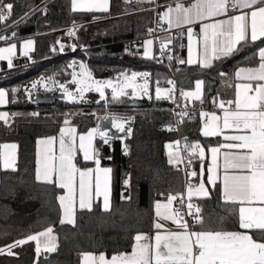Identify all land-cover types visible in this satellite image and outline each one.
I'll return each mask as SVG.
<instances>
[{
    "label": "trees",
    "instance_id": "1",
    "mask_svg": "<svg viewBox=\"0 0 264 264\" xmlns=\"http://www.w3.org/2000/svg\"><path fill=\"white\" fill-rule=\"evenodd\" d=\"M41 1L1 0L5 4L11 3L13 9L11 16L0 22V28ZM169 1L172 0H159L161 3ZM111 2L110 11L101 14L109 15L108 18L83 24L93 15L72 11L69 0H51L5 33L17 39L34 37L36 47L30 55L33 64L25 69L26 72L0 83V88L7 90L10 110L7 123L0 122V140L15 142L18 147L15 170L0 171V249H4V253L0 254V264H80L85 252L113 255L127 251L133 245L135 235L153 229L155 203L183 190V174L169 163L166 150V144L175 142L177 138L174 117L169 110L170 102L169 99H156L155 94L157 86L168 87L167 81L172 72L156 55L151 58L129 55L122 43L145 34L153 24L154 11L145 8L148 4L142 8L128 0ZM137 8L141 9L134 11ZM72 24L78 25L79 42L88 47L87 63L94 75L109 77L114 71L125 68L147 70L151 74L149 107L129 108L130 98L121 96L113 101L112 97H108L110 111L133 116L131 134L125 142L127 152L124 155L120 140L109 144L108 157L112 169L110 209L105 211L97 202L91 211L77 209L74 225L60 223L61 209L57 197L62 189L36 180V143L40 138L55 135L66 120L79 131L94 127L93 109L97 106L85 102L66 103L61 99H55L50 104L31 103L20 88L21 84L40 75L56 73L67 78L71 72L70 59H84L81 54H60L53 49L63 28ZM262 45L264 38L238 45V51L214 60L209 68L179 63L182 49L174 46L171 54L177 66L178 82L185 90L191 88L196 79H201L202 102L192 104L214 109L217 100L228 98L232 93L233 70L238 65L255 63L256 51ZM13 89L16 91L13 92ZM35 110L37 115H32ZM200 125L199 113L180 116L178 131L186 143L195 140L204 144L215 142L216 138L201 137ZM96 142L98 147L103 146L100 139L96 138ZM123 160L129 168L125 177ZM191 163L196 169L198 160L192 158ZM193 179L197 180V177ZM125 180L128 181L126 186ZM194 203L201 209L204 224L193 223V229L240 230L238 203H226L218 185L211 189L208 197L199 198ZM48 227H52L56 237V251L47 255L42 251L37 256L35 242L30 241L13 248L14 255L7 254V245ZM252 234L255 239H262L259 233Z\"/></svg>",
    "mask_w": 264,
    "mask_h": 264
},
{
    "label": "snow or ice",
    "instance_id": "2",
    "mask_svg": "<svg viewBox=\"0 0 264 264\" xmlns=\"http://www.w3.org/2000/svg\"><path fill=\"white\" fill-rule=\"evenodd\" d=\"M152 2V0H148ZM72 10L81 12L109 11L110 0H71ZM239 10L238 15H229V9ZM11 3L0 2V22L5 21L12 14ZM247 9L248 11H243ZM160 22H166L168 28H187L188 36V59L179 60V63H198L202 68H209L214 60L222 56H228L238 51V45L255 42L264 38V0H192L188 6L182 0H176L175 6H168L163 13L158 14ZM219 16H227L224 20H215L213 23H201V37L198 40L196 55L193 58V36L194 32L190 25L197 22L213 19ZM250 18V24H249ZM154 30L149 29V34ZM70 36L74 35L69 31ZM15 35V34H13ZM6 39L0 36V40ZM171 38L161 41V53L170 44ZM154 41L149 39L143 44V55L151 58V46ZM33 41H25L22 48L23 54L31 50ZM63 47V46H61ZM16 45L11 44L6 48H0V60L7 59L9 67L12 66V55L15 53ZM259 64L254 68H240L235 77L246 81L235 85V100L220 102L218 107L222 110V116L216 113L201 112L203 127L201 134L205 137L221 135L225 129L242 130L245 134L224 135L227 143L216 147H210L207 151L211 153V161L207 167V184L215 186L220 181V157H223L224 175L222 177V196L226 203H238L239 228L245 231L225 230H200L195 231L192 225L185 220V215L193 217V223L203 226L199 206L192 203L193 197H208L209 189L201 180L198 185L189 183L186 189L187 212L181 213L179 208L173 207V202L179 200L183 207L185 205L184 194L166 197L167 202H156L154 205L155 215L154 228L157 230L154 243L145 234L135 235L131 253H118L110 259L101 253L94 255L82 254V264H264V48L259 49ZM171 59V57H169ZM71 66V65H70ZM80 67V79L73 73L72 83L77 85V91L81 98L86 91H96L101 99L105 98V88H111L112 100L117 101L120 96L126 95L125 88H132V95H136L137 86L134 84L137 77L144 78L145 82L139 85L140 90L147 94L148 73L132 72L131 76L125 73L123 86H114L112 80H93L92 74L83 63ZM223 75V73H221ZM40 81L33 82L32 88H36ZM171 88H156V99H172L175 91V82L168 80ZM203 81L197 80L194 91H180V96L185 100L202 102ZM63 87V85H61ZM69 100H74L72 92L64 89ZM16 90L13 89V92ZM7 93L0 89V105L7 103ZM188 113L181 112V116ZM16 115V114H12ZM32 115H37L32 113ZM8 113H0V120L7 123ZM109 120L112 128L118 132L131 134V128H126L128 121L112 115L104 117ZM69 122L66 120L65 124ZM169 130H172L169 128ZM99 137L104 144H108L113 138L108 131L99 126L90 129L86 134L79 135V150L83 153L85 161H93L95 169H80L73 162L75 157L76 129L62 127L60 129V154L59 157L49 154L46 149L43 164L41 165L38 149L36 180L47 184H54L63 189L64 194L57 197L61 209L60 223L75 224V201H76V177L79 176V208L81 210H92L93 194L98 198L103 196V209H110V173L109 168H100L99 151L94 147L93 141ZM55 138H47L37 141V144L51 145ZM179 144V142H176ZM171 148L172 145H166ZM17 145H0V163L4 169L15 170V150ZM191 149L189 162L196 155L201 161L205 159V149L197 142L186 145L185 151ZM221 149L228 151L221 152ZM125 152L127 149L125 148ZM181 157L179 153H169V163L179 164ZM230 170H240L241 174H230ZM246 170V171H245ZM95 173V185L93 193L92 176ZM196 177L193 171L189 174ZM200 175H204L203 166ZM103 177V181H101ZM125 184L128 181L125 180ZM171 221L176 225V230L167 229L160 221ZM252 233H259L261 240L254 238ZM30 241L35 242L37 256L41 252L51 253L56 251V237L53 235L52 227L29 235L25 239L17 240L7 245V254L14 255L12 249L24 245ZM4 249H0V254Z\"/></svg>",
    "mask_w": 264,
    "mask_h": 264
},
{
    "label": "crops",
    "instance_id": "3",
    "mask_svg": "<svg viewBox=\"0 0 264 264\" xmlns=\"http://www.w3.org/2000/svg\"><path fill=\"white\" fill-rule=\"evenodd\" d=\"M129 1H131L134 5H139V7L146 6V4H148V6H146L145 8H148V9L153 10V11H154V9L152 8V6L156 2H159V0H152V2H148V0H128V2ZM69 2H70V8L72 10L71 0H69ZM175 2H176V0H172V1H169L167 3H161V2H159L160 3V7L158 8V13L159 14L160 13H163L168 6L174 7L175 6ZM182 2L185 4V6H188L189 4L192 3V0H182ZM111 4H112V2L110 0L109 11L111 9ZM142 8H144V7H142ZM139 9H141V8L134 9V11L139 10ZM243 11L246 12L248 10L247 9H244ZM74 12H77V13H86V14H92L93 15L92 18H90L88 20H85V22L83 24H86V23H89V22L103 21V20H105L106 18L109 17V15H104V16L101 15V14H103L101 12H81V11H74ZM108 12H106V13H108ZM238 14H240V12L239 13H236V14H229V15H238ZM227 18H228L227 16H219V17H215L213 19L205 20V21H202V22H197L195 24L190 25V27H192L193 32H194L193 41H192L193 58L194 59H198V57L196 55V50H197V47H198V40L201 37V23H213V22H215V20H224V19H227ZM249 24H250V18H249ZM166 25H167V23H166ZM167 27H168V25H167ZM188 27H189V25H185L182 28H179L180 29L179 32L173 36V41L168 45L169 51H171L174 46L182 49V57H181V60H184V61H187L188 56H189V53H188L189 41H188V36H187V28ZM173 28H176V27H173ZM1 36H5L6 39L0 40V48H6V47H8L11 44H15L16 45L15 53L11 57L12 60L15 57H19V56H22V55H27V56L30 57L31 53L35 50L36 41H35V38L34 37L28 36V37H24V38L17 39L15 37H12L11 34H9V35L3 34ZM10 37H12V38L10 39ZM29 39H31L33 41L32 48H31V50H28L27 51V54H23L25 50L22 48V45H23V43L25 41H27ZM249 41H250V39H249ZM260 48H264V45H262L261 47H259L258 50L256 51L257 61L255 63H253V64H246V65L245 64L238 65L233 70L232 75H231V78H232V81H233L232 82V93L228 97L230 100L234 101L235 98H236L235 97V92H236L235 85L237 83H241L242 84V83H245L246 82V81L238 80L235 77L236 71L238 69H240V68H254V67H257L258 64H259V55H258V53H259V49ZM152 55H156V51H155V48H154V44H153V53H152ZM78 58H80V57H78ZM80 59L83 60V58H80ZM7 64H8L7 59L0 60V71ZM183 64H187V65H199L198 63H194V64L183 63ZM197 80L202 81L201 79H196L194 81L193 86L191 88H188V91H192V90L195 89V84H196V81ZM0 89H3L7 93V90L5 88H2L1 87ZM161 89H168V87L161 88ZM155 94H156V89H155ZM202 94H203V86H202ZM6 99H7V103H5L3 105H0V113H8V114H10V110L8 108V104H9L8 93H7ZM26 100L28 101L27 98H26ZM222 100L223 99H219V100L216 101L215 104H216V107L217 108L210 109V110H207V111H202V112H206V113H209V114L216 113L217 115H221L222 116V110L218 107L219 103L222 102ZM187 101L190 102V103L196 102L195 100H190V99L187 100ZM95 104H96V102H95ZM231 107H234V105H232ZM1 121H4V120H0V122ZM62 127H72V128H75L76 129L75 157H74V161H73L76 164V166L78 168L82 169V170L88 169V168L95 169L96 168V165H95V163L93 161H85L83 159V153L79 150V135L86 134L90 129L96 128V125L94 127H91L89 129L85 130V131H79L77 129V127L75 125H73V124H64V125H62L59 128V130L57 131V133L55 135H50V136H46V137H43V138L38 139V141H39V140H44V139H47V138H55L54 141H53V143L51 145H47V146L46 145H43V144L38 145L36 143V169H37V159H38L37 153H38V149H39V153H40L41 165L43 164L44 153H45V150L46 149L49 150V154L50 155L59 157V154H60V143H59V141H60V129ZM202 127H203V118L201 117V125H200V129L199 130H200L201 137H205V136H203L201 134V128ZM238 134H245V133L242 130L225 129L224 132L221 135H219V136L205 137V138H216L215 142H213V143L204 144L200 140H195V141L190 142L189 145H192V144H195V143L198 142L205 149V159H204V161H201L198 155H196L195 157H193V159L198 160V164L196 166V169H194L192 167L194 169L193 171H195L198 174L196 176L197 177V180H196V182H195L194 185H198L201 182V180H203L205 182L206 187L209 189V194H210L211 189L213 187H215L216 185H218L219 193H220L221 197L223 198V196H222V183L220 182V181H222V177L224 175L223 157L222 156L220 157V165H221L220 166V169H219L220 181H218L215 186L208 185L207 184V167H208V165H209V163L211 161V153L208 152L207 150L210 147H216V146H219L221 144L227 143V141L224 140V135H238ZM5 144H15V145H17L15 142H4V141H1L0 140V145H5ZM93 144H94V147L99 151V157L98 158L100 160V165H99L100 168L101 169H103V168H109V169H111L110 168V163H109L110 162V158L108 156L104 159V161H101V159L103 160V158H101V156H100L101 153H102V150H103V146L101 145L100 147H98L97 142H96V139H94ZM102 144H104V143H102ZM173 146L174 145H172V147ZM174 150H175V148H174ZM2 151H6V150L5 149H0V152H2ZM225 151H228V149H221V152H225ZM167 153L169 155V153H171V151L168 152V150H167ZM17 154H18V147L15 150V158H16L15 167L17 165ZM186 154L188 155V151H187ZM189 154H191V152H189ZM202 166H203V169H204V175L203 176L200 175ZM2 169H4V168H3L2 163H0V171ZM35 174H36V171H35ZM230 174H241V173H240V170H230ZM101 181H103V177H101ZM92 182H93V193H94L95 173H93ZM76 189H77V191H76V201H75V212H76L77 209H80L79 208V199H78V190H79V176L78 175L76 177ZM111 189H112V169H111V173H110V201H111ZM63 194H64V190L62 189V192H61L60 195H63ZM199 198H203V197H199ZM199 198L198 197H193L192 203H194ZM95 202H97L99 204V206L103 209V196H100V197L97 198L93 194V204ZM157 202L166 203L167 200L164 199V200L157 201ZM172 206L174 207V202H173V205ZM239 207H240V205L238 204V210H239ZM154 212H155V208H154ZM157 219L158 218L156 217V215L154 213V217H153V229L151 231H147V232L141 233V234H145L146 236H148L150 238V241L152 243H154V237H155L156 231H157L154 228V221H156ZM160 222L165 225V228L172 229V230H176V225L173 224L171 221H163V220H161ZM193 230L200 231V230H196V229H193ZM229 231H245V230L240 229V230H229ZM131 251H132V246H131V248L129 250L124 251V252H119V253H131ZM86 253H90V254H94V255H99V254L103 253L106 256V258H108V259H110L113 255H115V254L108 255L105 252H85L84 254H86ZM80 264H82V256H81V259H80Z\"/></svg>",
    "mask_w": 264,
    "mask_h": 264
},
{
    "label": "built area",
    "instance_id": "4",
    "mask_svg": "<svg viewBox=\"0 0 264 264\" xmlns=\"http://www.w3.org/2000/svg\"><path fill=\"white\" fill-rule=\"evenodd\" d=\"M159 7H160L159 2H156L152 6V8L154 9V18H153V24L149 29H153L154 31L151 34H149V29H148L145 34L124 40V41H122V43H124L125 48H126L127 52L129 53V55L135 56V57H145L143 55V51H144L143 44L146 40H149V39L153 40L157 59L160 62H163L164 64H166L172 72V75H171L169 80H172L175 82V91L173 93L172 99H169V102H170L169 110L173 114L174 122H175L174 125H175V129L177 131V138H176L175 142H179V144H176L173 147L175 149H178L182 155L180 163L176 164L174 168H175V170H180L182 172L183 180H184L183 190L181 192L175 193L174 195L184 194V199H185V205L183 207L179 203V200L174 201V207L179 208L181 210V213L183 214V213L187 212L186 188H187V185L189 184V179L191 177L189 174L191 173L190 170L192 168V163H191V161L189 162L188 155L186 154V151H185L184 144L186 142L184 141L183 136L180 135V133L178 131V123H179V118L181 116L180 113L186 112V113H188L187 115H195L196 113H200L202 111H207L209 109H207L201 105H193L192 103L188 102L187 100H184L180 96V91L183 90V88L178 82L177 66H176L175 61L172 59L171 51H169L168 46L164 50L163 53H161V51H160V47H161L160 42L165 40V38H171V41H173V36L175 34H177L180 29L179 28H170L169 29L165 22L159 21V16H158V14H159L158 8ZM239 12H240L239 10H233L230 8L228 14H236ZM77 28H78L77 24H72V25H69V26L63 28L62 32L59 34L57 41H56V51L60 54H81V55H83L84 59L82 60V63L85 64L87 66L88 71L91 72V70L89 69L88 63H87L88 47L84 46L83 44H81L79 42L78 36H77ZM70 30L73 31L75 34L70 36L68 34ZM61 46H63V47H61ZM169 57H171V59H169ZM32 64H33L32 60L27 55L15 57L12 60V66L11 67H9V65L7 64V65H5V67H3L1 69L0 78L7 77L8 75H10L16 71L24 70V69L30 67ZM132 72H135V71L133 70V71H130V73H129V71L126 68L125 70H122V71L115 73V77H119L120 79L123 80L124 77H122L120 75L121 73H125L127 76H131ZM145 72H147V71H145ZM145 72L141 71V72H137V73H145ZM91 74H92V78L95 80H105V78H104L105 76H101V77L96 76L95 77L92 72H91ZM139 78H141V77H139ZM40 81H43V83H38L36 88H32L33 82H36V81L31 80L29 82L21 84L20 88L23 90V93H24L25 97L28 99V102L35 103L34 100L32 99V96H33V94L38 93V92L46 93V92L58 91V92H61L63 96L66 95V92L64 89L65 88L68 89V87H67L65 82L59 81L58 83L54 84L53 86H49V85H46L47 81L43 77V75L40 77ZM141 83L143 84L144 81H141ZM61 85H64V86L61 87ZM171 87H172V85L168 84V88H171ZM47 89H49V91H47ZM139 98L151 99L150 96L139 97ZM84 100H88V99H86V97L81 98L80 102H84ZM182 100H183V102H182ZM227 101H230V99L224 98L222 100V102H225L226 108L231 107L232 105L231 106L228 105ZM97 103H100L101 106H103L104 114L97 119L96 127L99 126L103 130V126H101L99 124L100 119H103L106 116L110 117L109 116L110 110L106 105V96L104 99H101V97L99 96V98L96 101V105L98 106ZM215 108H217V107L215 106ZM36 112H37V110L34 111V113H36ZM125 119H126V121H128V123L126 124L125 127L131 128V130H132L133 118L132 119L130 118L129 120H127L128 118H125ZM103 120H105V119H103ZM129 137H130V135H128L126 133L125 138L123 140L121 139V143L123 142L125 144L126 139H128ZM97 138L99 139V137H97ZM117 139H119V138L113 137L109 141L108 144H110L112 141L117 140ZM124 144H122V149H123V153L126 154V152H125L126 145H124ZM193 204L196 205L195 203H193ZM184 218L191 225L193 224V217L192 216L185 215Z\"/></svg>",
    "mask_w": 264,
    "mask_h": 264
},
{
    "label": "rangeland",
    "instance_id": "5",
    "mask_svg": "<svg viewBox=\"0 0 264 264\" xmlns=\"http://www.w3.org/2000/svg\"><path fill=\"white\" fill-rule=\"evenodd\" d=\"M54 50H56V48H53ZM151 52L153 53V45L151 46ZM71 62V63H70ZM70 62H69V68H70V76L69 77H63L59 74H56V73H51V74H47V75H43V77L46 79L47 81V84L46 85H49V86H53L54 84L58 83L59 81H63L66 83L68 89L74 94L75 96V99L74 100H69V98L64 95L61 100L65 101L66 103H81L80 102V99H81V96L79 94V92L77 91V85L72 83V80H73V73H76L77 74V79H80V67L79 65L82 63V60L78 57H75V58H72V60L70 59ZM71 65V66H70ZM126 69V68H125ZM125 69H118L116 71L113 72V74L109 77H104L105 80H112L113 81V85L114 86H123L124 84V79H120L119 77H115V73L119 72V71H122V70H125ZM127 70L129 71H135V72H145L147 70H137V69H128ZM92 72V71H91ZM146 73L149 74V76L147 77V84H148V92L147 94L145 95L139 88V85H141V81H144V78H139L137 77L136 81L134 82V84L137 86L136 88V95H132V88L131 87H128V88H125V92L127 93L126 95H123V96H126L128 98H131V97H135V98H139V97H146V96H150L151 98V89H150V86H151V74L149 71H147ZM94 75V74H93ZM42 75L32 79V81H40V77ZM96 77V75H94ZM98 77V76H97ZM101 77V76H100ZM31 81V80H30ZM40 83H43V81H40ZM3 88V87H2ZM195 90V89H194ZM192 90V91H194ZM47 91H49V89H47ZM185 91H188V89H185ZM90 94H93V95H90ZM99 93L96 92V91H86L84 92L83 94V97L82 98H85L88 99V100H84L85 103H89V104H95V102L97 101V99L99 98ZM105 96H106V105H107V99L108 97H112V92H111V88H105ZM121 97V96H120ZM83 102V103H84ZM96 105V104H95ZM99 106L97 107H94V113H95V119H96V123H97V119L102 116L104 114V110H103V106H101L100 103H98ZM112 115H115L117 117H120V118H123L124 120H126L125 118H128L127 120H129L130 118L132 119L133 116L131 114H127V113H117V112H112V111H109V116L111 117ZM125 117V118H124ZM105 131H108L107 130V127L104 128ZM109 133V131H108ZM125 134L126 132L123 133V136L121 135H114V134H110V136L112 137H115V138H119L117 140H120L121 139L123 140L125 138ZM122 144H124L122 142ZM177 143L175 142H168L166 145H176ZM190 143H185L184 146L186 145H189ZM109 145V144H108ZM125 145V144H124ZM166 150L171 151V153H179L180 157L182 156L181 153L179 152L178 149H175L172 147V148H168L166 147ZM189 152H191V149L188 150V158L190 157L191 154H189ZM187 153V151H186ZM101 158H103V160L101 159V161H104V159L107 157V156H103L102 154L100 155ZM194 169L191 168L190 172H192ZM196 180L193 179V177H190L189 179V183H192V184H195ZM126 186V184H125Z\"/></svg>",
    "mask_w": 264,
    "mask_h": 264
},
{
    "label": "water",
    "instance_id": "6",
    "mask_svg": "<svg viewBox=\"0 0 264 264\" xmlns=\"http://www.w3.org/2000/svg\"><path fill=\"white\" fill-rule=\"evenodd\" d=\"M50 1L51 0H42L41 2L36 4L34 7L29 9L27 12H25L23 15H21L20 17L15 19L10 24H8V25H6L4 27H1L0 28V36L5 34V33H7V32H9V31H11L13 28H15L17 25H19L22 21H24L30 15H32L36 11H38V10L42 9L43 7H45ZM25 72H26V70L24 69V70L16 71V72L10 74L7 77L0 78V83L6 81L8 79H13V78L19 77V76L23 75ZM62 96H63L62 93L58 92V91L46 92V93L38 92V93L33 94L32 99L36 103H49L50 104L55 99H61ZM150 105H151V99H147V98L131 97L130 101L128 103L129 108L149 107ZM107 123L108 122L106 120H103V119H100V121H99V124L101 126H103V127H106ZM101 154L103 156H108L109 155V145L108 144H103V150H102ZM122 166H123V176L125 177L127 175L128 171H129V168L126 165L124 160H123V165ZM44 254L47 255L48 253L44 252Z\"/></svg>",
    "mask_w": 264,
    "mask_h": 264
},
{
    "label": "bare ground",
    "instance_id": "7",
    "mask_svg": "<svg viewBox=\"0 0 264 264\" xmlns=\"http://www.w3.org/2000/svg\"><path fill=\"white\" fill-rule=\"evenodd\" d=\"M93 80H95V79H93ZM64 86V85H63ZM68 90V89H67ZM69 91V90H68ZM71 92V91H70ZM66 96H67V94H66ZM108 123H107V130L109 131V133L110 134H114V135H121V136H123V133L124 132H118V131H116V129H114V128H112V126H111V124H110V121L109 120H106ZM106 127H103V130H105L104 128H106Z\"/></svg>",
    "mask_w": 264,
    "mask_h": 264
}]
</instances>
